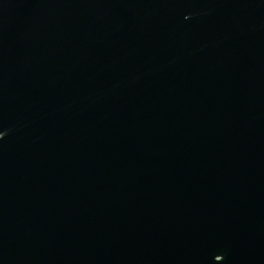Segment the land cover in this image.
Segmentation results:
<instances>
[{"label":"water","instance_id":"water-1","mask_svg":"<svg viewBox=\"0 0 264 264\" xmlns=\"http://www.w3.org/2000/svg\"><path fill=\"white\" fill-rule=\"evenodd\" d=\"M0 264H264V0H0Z\"/></svg>","mask_w":264,"mask_h":264}]
</instances>
